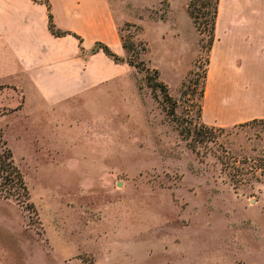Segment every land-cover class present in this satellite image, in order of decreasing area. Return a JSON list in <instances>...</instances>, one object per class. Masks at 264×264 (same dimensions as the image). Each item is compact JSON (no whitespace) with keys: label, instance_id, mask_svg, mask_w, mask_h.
<instances>
[{"label":"rangeland","instance_id":"rangeland-1","mask_svg":"<svg viewBox=\"0 0 264 264\" xmlns=\"http://www.w3.org/2000/svg\"><path fill=\"white\" fill-rule=\"evenodd\" d=\"M188 1L110 0L128 56L157 68L173 114L135 67L121 89L55 110L18 113L1 85L0 135L27 192L0 195V264H264V175L235 185L220 161L264 156V118L215 125L198 152L178 131L202 120L208 57L209 0H193L201 30Z\"/></svg>","mask_w":264,"mask_h":264},{"label":"crops","instance_id":"crops-1","mask_svg":"<svg viewBox=\"0 0 264 264\" xmlns=\"http://www.w3.org/2000/svg\"><path fill=\"white\" fill-rule=\"evenodd\" d=\"M46 2L56 26L81 41L50 31ZM124 19L114 15L110 0H0V95L1 85L14 86L10 97L19 113L29 102L55 110L75 99L96 100L114 86L121 89L120 79L133 66L90 49L102 41L123 55ZM214 36L202 121L229 126L264 117V0H218ZM233 84L244 87L227 89Z\"/></svg>","mask_w":264,"mask_h":264},{"label":"trees","instance_id":"trees-1","mask_svg":"<svg viewBox=\"0 0 264 264\" xmlns=\"http://www.w3.org/2000/svg\"><path fill=\"white\" fill-rule=\"evenodd\" d=\"M209 5V9L207 10L208 17L205 20L203 31L207 33V43H206V49L208 51V57L206 61V68L204 69L203 74V84L202 88L200 90V104L198 106L199 116L201 117V111H202V95L204 90V84H205V77H206V70L209 63V51L214 41V34H215V21L218 11V0H209L207 2ZM47 5V14H48V27L50 31L55 35H63L65 33H72L76 37L79 38L81 41V37L77 35L74 32H71L70 30H61L58 28L53 20V15L50 9V4L46 2ZM188 14L191 17L194 25L197 29L201 30V26L198 22V12L195 8V5L193 3V0H189L188 4ZM122 47L124 50V54H118L116 53L108 44L102 42V41H96L94 45L91 47L90 51L95 52L97 50H102L108 57H110L112 60L116 62H126L129 65L142 70L145 72V77L148 86L151 87V91L156 97V90L159 89L162 92V100L166 102H170V106H165V104L162 103V101H159V103L162 105V108L165 110L166 114H173L174 108H173V102L172 97L168 93V86L166 83H164L162 80H158V70L154 67H149L145 64L144 60L141 58L138 59H132L128 56V51L134 50L133 43H127L123 37L120 35ZM145 47L142 46V50H144ZM139 53V52H137ZM152 73V74H151ZM264 117H262L263 119ZM260 118L254 117L248 120H245L244 122H251L258 120ZM242 123V122H238ZM238 123H235L233 125H236ZM218 129L215 125H209L204 123L202 120L195 122L194 124L190 125L189 127H183L178 126V131L182 135L184 139L187 140L188 146L198 152V145L206 142L208 140H212V137H214V130ZM221 129V127H220ZM264 156H254V157H244V160H240L239 158H236V156L228 155L226 157H221L220 161L222 163V166L226 171L228 172L231 181L235 185L243 184V183H250L253 180L260 181L261 175H264ZM258 161V162H256ZM245 173H250V176L244 177L243 175ZM23 190V194H26L27 188L26 184L23 179V175L18 168V166L15 164L13 160L12 151L9 147L5 146L4 141L1 139L0 135V195L4 197H9L13 195H18L19 189Z\"/></svg>","mask_w":264,"mask_h":264}]
</instances>
